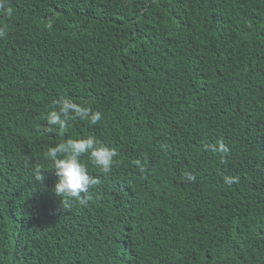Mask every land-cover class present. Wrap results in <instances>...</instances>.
Here are the masks:
<instances>
[{"label":"trees","instance_id":"16d2710c","mask_svg":"<svg viewBox=\"0 0 264 264\" xmlns=\"http://www.w3.org/2000/svg\"><path fill=\"white\" fill-rule=\"evenodd\" d=\"M5 26L0 264H264V0H0ZM61 98L101 121L49 125ZM89 136L116 163L82 156L63 208L45 153Z\"/></svg>","mask_w":264,"mask_h":264},{"label":"clouds","instance_id":"9594fccd","mask_svg":"<svg viewBox=\"0 0 264 264\" xmlns=\"http://www.w3.org/2000/svg\"><path fill=\"white\" fill-rule=\"evenodd\" d=\"M11 14V10H8ZM6 35V26L0 27V38ZM75 117L89 121L90 124H97L102 119L100 111H92L90 107H84L73 102L68 98H61L54 101V108L44 117L49 125L58 126L64 129L67 122ZM51 130V129H49ZM221 150L227 149L221 142ZM88 155L92 164L97 166L100 171L107 175L112 171L116 163L115 158L118 152L115 148L105 145H98L97 140L89 136L81 139H67L65 142L50 147L45 153L46 159L53 165L58 181L54 186V193L62 198L63 208L68 206L72 200L86 202L85 196L90 186L97 181L88 173L87 167L81 162V157ZM137 167L144 170V164L137 160ZM37 180L43 181L41 172H37ZM237 178L226 177L225 183L231 185Z\"/></svg>","mask_w":264,"mask_h":264}]
</instances>
